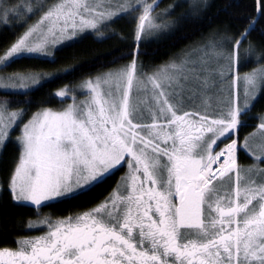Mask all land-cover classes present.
Masks as SVG:
<instances>
[{"label": "snow or ice", "instance_id": "snow-or-ice-1", "mask_svg": "<svg viewBox=\"0 0 264 264\" xmlns=\"http://www.w3.org/2000/svg\"><path fill=\"white\" fill-rule=\"evenodd\" d=\"M257 3L264 13V0ZM155 6L158 0H57L46 9L41 0L2 4L0 23L7 25L24 15L39 14V19L0 55V65L10 67L33 54L50 56L47 48L58 42V34L98 30L134 11H141L135 32L139 42L166 27L152 16ZM246 37L247 32L227 53L234 83L241 80L239 48ZM211 55L224 53L213 45ZM208 57L204 52L180 64L171 62L151 75L138 73L133 59L123 69L85 81L82 91L88 98L82 106L73 103L59 112L45 110L24 124L19 138L22 154L9 182L14 202L39 208L57 198H75L121 163L132 169L130 191L74 219L41 221L37 226L47 225L46 234L18 241L17 250H0V264H264V185L250 181L242 186L246 193L242 199L239 184L234 195L223 191L225 177L231 179L237 169L236 142L226 150H213L219 136L237 127L241 113L246 114L250 101L264 89V67L243 76V105L237 95L230 102L228 118L215 119L183 111L185 97L206 95L212 86ZM28 79L20 73L0 77V89H26ZM134 87L144 94L140 103L132 102ZM68 95L66 88L55 93L59 98ZM143 112L151 117L150 123L134 119ZM22 115L0 102V147ZM192 116L210 120L197 132L214 135L205 138L187 131L186 117ZM260 128L264 130V121ZM254 155L262 160V155ZM223 156L226 159L221 160ZM236 177L239 181L238 170ZM257 195L259 201L253 204Z\"/></svg>", "mask_w": 264, "mask_h": 264}, {"label": "trees", "instance_id": "trees-1", "mask_svg": "<svg viewBox=\"0 0 264 264\" xmlns=\"http://www.w3.org/2000/svg\"><path fill=\"white\" fill-rule=\"evenodd\" d=\"M157 12L164 13L159 22L166 25V31L161 33L160 30L149 38L142 39L138 52L137 49L134 50V42L141 11H134L132 14L118 17L109 27L102 29L103 35L87 33L61 46L55 51L52 59L28 57L7 68L0 65V72L5 74L44 71L49 75L48 80L25 93L0 90V102L8 103L11 111H25L24 115H27L29 120L36 111L57 109L64 103L55 96L60 88L78 84L84 79L116 67L127 66L133 53L137 54L139 73L151 75L171 62L180 64L181 56L188 55L191 50L198 47H208L211 41L216 51L225 54L232 49L233 42L247 32V37L239 48L241 80L234 83L230 78L232 94L237 91L242 106L245 99L243 76L264 67V13L259 11L257 0H202V2L160 0L153 15ZM25 28L26 24L17 26L0 24V55L10 48ZM229 74L231 77L232 74ZM184 101L183 111L196 113L198 109H205L203 115L210 118L218 119L224 116L226 109L210 110L206 101H194L193 97L185 98ZM245 111L246 114L241 113L240 123L235 129L223 136L216 133L219 138L213 148L214 151L220 150L237 135L239 147L237 170L240 178L237 181L236 174L232 172L231 179L225 177L226 183L223 188V191H229L232 195L235 194L238 184L242 187L243 182H246L242 178L248 176L247 169L256 167L255 163L260 171L261 166H264V158L260 161L255 159L254 153L259 155L260 151L253 146V143H256L254 142L256 132L261 129L260 124L264 121V89L258 92L255 100L250 101V107ZM188 118H192L194 123L205 129L210 123V120L202 121L197 116ZM18 131H12V138L19 133ZM212 135L214 134L201 131V136L205 138ZM20 153V146L14 139L6 142L0 153V250L14 248L21 238L34 235L37 231L41 232L31 230L30 224L45 219L51 222L58 221L92 209L122 180L120 175L123 170L120 168L75 198L60 199L39 208L17 204L12 199L9 182L20 159ZM248 153L253 156H248ZM215 183L220 185L221 181L217 179Z\"/></svg>", "mask_w": 264, "mask_h": 264}, {"label": "rangeland", "instance_id": "rangeland-1", "mask_svg": "<svg viewBox=\"0 0 264 264\" xmlns=\"http://www.w3.org/2000/svg\"><path fill=\"white\" fill-rule=\"evenodd\" d=\"M152 1L149 0L150 3H152ZM159 1L160 0H158V4H159ZM194 1L202 2V0H194ZM41 2H42L43 6L46 9L47 7H50L53 4H55L57 2V0H41ZM21 3H22V0H0V5H2V4L19 5ZM137 7H139V5H137ZM156 7L157 6L154 7V11H155ZM125 14H127V13H125ZM125 14H123V15H125ZM163 15H164L163 12H157L155 15H153V13H152V16L157 19V22L158 23H160L159 20L161 19V17ZM38 19H39V14L30 15V16L29 15H24V16H20L18 19L17 18L10 19L8 24L9 25H13V26L26 24V28L23 30L22 34L19 36V37H21L27 31L28 27L31 26L32 24H35ZM112 22L113 21H110L107 24H101L98 30L87 29V30H84L82 32L78 31L76 33V35H74V36H69L67 33H65L62 36H60L58 34V42L55 45H49L48 48H47V51L51 52V55L50 56L33 54V55H30L29 57L50 58V59H52L54 57L55 51L58 48H60L61 46L65 45V44H68V43H70V42H72L74 40H77L79 37H81V36H83V35H85L87 33H93L94 32V33L103 35L102 29H104L106 27H109ZM0 24L5 25L4 23H0ZM69 31H71V29ZM165 31H166V27L163 28L160 32L161 33H164ZM150 36L145 35V36L142 37V39L149 38ZM49 39H52V37H49ZM141 40L139 42H137L136 39H135V42H134V50L137 49V44L139 46V43L141 42ZM208 44L210 46L203 47V48L202 47H198L196 49L191 50L190 53H188V55L181 56L180 63L182 61H184V60L192 59V58L201 56V55H203L204 52H208L209 53V57L208 58L211 61L209 67H210V69H212V74H211V83H212V86L209 87L206 90V95L203 94V93H199L198 92L195 96H193V99H194V101H206V103L208 104L210 110H218V109L226 108L225 109L224 116H221L220 118L227 119L228 118L227 113H228V110H229L230 101H231L232 97H235V96L238 95L236 93L237 91L232 94V84L230 83V74H229V71H228V67H229L230 61L226 58L228 52H225L224 55L219 56V57L212 56L211 55V50H212V46H213V41H211V43L209 42ZM133 59H137V54L136 53H133L132 54L130 63L128 65H130L132 63ZM125 67L126 66L121 67V68L116 67L115 69L108 70V71H106V72H104L102 74H99L97 76H102L103 74L108 73V72H115V71L120 70V69H123ZM221 72L224 73L223 77H221V75H220ZM18 73L23 74V75L29 77V79L26 81V84H27L26 89H23V90L0 89V90H2V91H8V92L25 93V92H28V91H31V90L35 89L39 84H41L45 80H48L49 79V77H47L49 75L46 72H44V71H31V72L30 71H27V72H18ZM138 73H139V71H138ZM15 74H17V73H15ZM13 75L14 74H11V73H6L5 74L4 72H0V77L7 78V77H10V76H13ZM97 76L90 77V78L91 79H95ZM32 78H38L40 80V83L39 84H34L32 82ZM90 78L84 79L83 81H81L78 84L68 85L67 87H65L68 90L69 95L67 97H65V98H59V97H57L61 101H64V103H62L61 106L59 108H57V109H51V108H49V109L40 110L38 112L36 111L31 116V118L29 120L27 118V115H24L26 113L25 111H23V110L22 111H13V112H21V113H23V115L16 121L15 127L12 128V130L10 132V135L8 137L7 142L9 140H13L14 139V141H16V143H18V145L20 146V150H21L20 157H21V154H22V145L19 142V138L22 135L23 125L24 124H27L29 121H31L33 119V117L36 116L38 113H42L45 110H51L52 112H59V111H62L64 109L68 108V106L71 105V104H73V103H75L76 105L82 106L81 102L84 101V100H86L88 98L86 96V93L84 91H82V86L84 85L85 81H87ZM65 88L62 87L59 90L65 89ZM149 88H151V85H149ZM72 97H75V101L72 99ZM144 98H145L144 97V94L142 92L138 94L137 91H136V89H135V87H134L133 90H132V93H131L132 102L133 103H140V101H142ZM185 98H187V97H185ZM183 103L185 104V101ZM6 104L8 106V103H6ZM223 105H225V106H223ZM141 107H143V105H141ZM204 112H205V109H201V110L198 109L196 111V113H200L201 115H203ZM197 117L200 119L199 116H197ZM134 119L142 120L144 123H150L151 122V117L149 116V114L147 112H143V114L137 113L136 116L134 117ZM215 119H217V118H215ZM186 121L189 122V123L184 124V127H185V129L187 131H189L191 134L194 133V136L201 134V131L202 130L199 131V132H197V129H200L201 128V125L200 124L194 123L195 121L192 118H188V117H186ZM171 127L173 129L176 128L175 125H172ZM17 129H19V131ZM13 130L18 131L19 133L16 136H13V138H12L11 133H12ZM140 131L146 133L148 130L147 129H141ZM234 140H235V138H234ZM233 141H231V142H233ZM255 141L258 144L253 143L254 148L257 151H260L259 155H262V158H264V154L261 153V146L264 145V130L260 129L258 132H256V139L254 140V142ZM157 143H159V141H157ZM230 143H228V144H230ZM172 144H173V141L172 140H169L168 141V144H167V147L171 148ZM228 144H226V145H228ZM177 145H178V142H177ZM225 146H223V147H225ZM161 147H165V145L161 144ZM236 148H237V153H238L239 152L238 142H237ZM2 149H3V147H0V153H1ZM244 149L247 150L246 148H244ZM148 151L149 152L151 151V147L148 149ZM250 153H248V156H250V157L253 156ZM252 158H255V157H252ZM126 159H130V158L129 157H126ZM236 159H237V154H236ZM258 161H260V160H258ZM258 161H255V162L258 163ZM122 166H124V163H121L120 165H117L114 169L110 170V172L108 174H106L103 177V179L99 180L98 182L92 183L89 188L84 189V190H81V192L82 191H86V190L92 188L94 185H96L99 182L103 181L106 177L110 176L112 173H114L115 171H117L118 169H120ZM255 166L258 168V165L256 163H255ZM261 168H262V170L260 171V174H259L261 181L259 182V184L260 185H264V166H261ZM127 170H129V173L132 174V171H131L132 169L129 168ZM130 174L119 183L118 193H121V192L129 189L127 187V185L129 183V176H130ZM60 199H64V198H57V199H55L53 201L47 202L46 204L51 203V202L58 201ZM23 205H28V206L36 207L34 205L27 204V203H24ZM40 223H41V221L36 222V223H33V224H30V225H32V227H30V229L33 230V231L41 230V231L45 232L46 229H47V225L38 227L37 225H40Z\"/></svg>", "mask_w": 264, "mask_h": 264}, {"label": "flooded vegetation", "instance_id": "flooded-vegetation-1", "mask_svg": "<svg viewBox=\"0 0 264 264\" xmlns=\"http://www.w3.org/2000/svg\"><path fill=\"white\" fill-rule=\"evenodd\" d=\"M192 135L194 136V133H193ZM200 135H201V134H200ZM202 135H203V134H202ZM237 163H238V153H237ZM121 168H122L123 172H122V174L120 175V178L123 180V179L126 178L130 173H129V170H127V169H129L127 164L124 163V166H122ZM237 168H238V164H237ZM246 169H247V168H246ZM131 171H132V170H131ZM236 171H237V169H234L233 172L236 174ZM246 171L248 172V173H247L248 176L242 178L243 180L246 181L245 183L243 182L242 185L245 186V185H248V184L250 183V181H255V182H256V185L259 186V185H260L259 182L261 181L260 176H259V174H260V170H258L256 167H253V166H252L250 169H247ZM249 173H250V175H249ZM137 175H142V173H137ZM122 180H120L119 182H121ZM139 183H140V181L138 180V181H137V184L139 185ZM118 186H119V184H117L116 186H114V188L112 189L111 193H110L106 198H104L101 202H99L95 207H93L92 209L87 210V211H84V212H81V213H79V214H76V215H74V216H70V217L74 219V218L77 217L78 215H83V214H85V213L92 212V211H93L94 209H96L97 207L102 206L105 202L110 201V198H114V197L118 194V190H119V189H118ZM144 186H145V187H148L149 185L146 183ZM127 191H130V189H127V190H125V191H123V192H121V193H125V192H127ZM227 192H229V191H227ZM244 195H246V193L243 191V187H241V189H240V196H241V199L244 197ZM145 199H147V198L145 197ZM258 201H259V196L257 195V196L253 199V204H257ZM250 207H251V205H250ZM213 215H216V213H213ZM70 217H67V218H65V219H61V220H66V219H68V218H70ZM58 221H60V220H58ZM58 221H53L52 223H55V222H58ZM46 232H47V229H46L45 232H43V231H41V232H37V234H34V235H31V236H27V237L21 238L19 241H31V240H34V239H36L37 237H39V236H41V235H45ZM17 249H18V244H17L14 248H11L10 250H17ZM195 264H198V261H196Z\"/></svg>", "mask_w": 264, "mask_h": 264}, {"label": "bare ground", "instance_id": "bare-ground-1", "mask_svg": "<svg viewBox=\"0 0 264 264\" xmlns=\"http://www.w3.org/2000/svg\"><path fill=\"white\" fill-rule=\"evenodd\" d=\"M235 142H236V144H235V148H236V145H237V141L236 140H234ZM232 143V142H231ZM230 143V144H231ZM229 145V144H228ZM228 145H226L225 147H223L220 151H222V150H226L227 149V147H228ZM236 154H237V148H236V151L234 152V158L236 159ZM224 159H226V156H223V157H221V160H224ZM237 160V159H236ZM217 165H213V167L215 168ZM218 175V174H217Z\"/></svg>", "mask_w": 264, "mask_h": 264}]
</instances>
